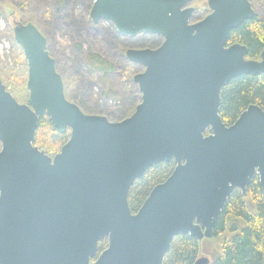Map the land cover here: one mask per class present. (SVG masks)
Listing matches in <instances>:
<instances>
[{
	"label": "water",
	"instance_id": "1",
	"mask_svg": "<svg viewBox=\"0 0 264 264\" xmlns=\"http://www.w3.org/2000/svg\"><path fill=\"white\" fill-rule=\"evenodd\" d=\"M193 1H93L94 24L163 38L154 49L126 50L143 67L132 77L141 101L120 121L69 101L44 34L12 20L28 98L17 101L0 79V264H162L175 236H214L235 188L245 195L257 176L264 193V110L250 104L230 125L219 114L224 85L264 73V48L249 59L245 45L226 43L255 11L250 0H207L209 13L191 21ZM44 114L59 132L70 129L54 156L33 144ZM172 159L170 176L132 213L135 180ZM104 238L108 245L95 258Z\"/></svg>",
	"mask_w": 264,
	"mask_h": 264
},
{
	"label": "trees",
	"instance_id": "2",
	"mask_svg": "<svg viewBox=\"0 0 264 264\" xmlns=\"http://www.w3.org/2000/svg\"><path fill=\"white\" fill-rule=\"evenodd\" d=\"M67 1L54 0L56 11L64 9ZM89 1L91 3L93 0ZM254 1L261 2L262 0H250L253 9ZM6 4H13L12 17L15 20L23 23L32 22L42 32L34 17L24 12L21 0H0L1 12L10 24L12 17L8 14L9 11L2 9ZM150 35L155 40L148 48H157L163 42V38L159 35ZM226 43L227 45L233 43L245 45L247 47L246 57L259 59V54L264 48V16L261 17L255 10L252 19L245 20L240 26L230 30ZM48 47L47 40V49ZM49 54L51 55L50 52ZM20 55L25 61L23 52H20ZM81 59L91 73L98 75L104 82L107 81L108 90H111L114 96L117 91L108 85L110 84L109 78L117 73V66L113 61L98 51L85 52ZM56 70L58 71L57 68ZM124 72L126 73L124 78L129 85L133 86L131 68H126ZM62 78L66 91L68 83L63 76ZM0 79L16 99L22 102L27 101V72L17 71L12 66L4 67L0 70ZM250 104H256L264 110V73L242 74L221 88L219 114L226 125L233 123ZM126 109L125 107L117 112L114 120L123 119L124 117L120 115ZM52 135H56L55 140L50 139ZM69 137L70 129L59 132L51 124L50 118L44 114L38 118L33 144L49 156H54ZM175 165L174 159L160 162L148 168L140 178L135 180L128 193V205L132 213L140 209L154 186L170 176ZM221 236L219 251L213 255L210 264H264V193L257 176H254L246 186L245 195L237 188L232 191L216 222L212 238ZM107 245L108 238L98 242L95 258ZM199 251L200 242L195 237L189 234H179L172 239L162 264H194L199 257Z\"/></svg>",
	"mask_w": 264,
	"mask_h": 264
},
{
	"label": "rangeland",
	"instance_id": "3",
	"mask_svg": "<svg viewBox=\"0 0 264 264\" xmlns=\"http://www.w3.org/2000/svg\"><path fill=\"white\" fill-rule=\"evenodd\" d=\"M93 1L68 0L64 9L56 11L54 0H21L24 12L34 17L47 38L48 51L55 60L59 74L67 80V99L86 114L103 115L110 121H120L114 120L117 112L126 107L120 116L127 118L141 101L138 86L133 81V86L128 84L124 71L130 67L135 75L142 72L143 67L129 62L125 58V52L130 48H148L155 39L146 33L135 37L120 34L110 21L101 20L94 24L89 17ZM253 3L256 12L261 17L264 16V0ZM191 5L196 10L191 21H197L209 13L207 0H194ZM12 8L13 4H6L2 9L12 12ZM11 29L12 23L10 24L0 8V70L12 66L17 71L27 72L26 60L20 55L22 48L14 40ZM94 51L109 57L117 66V73L109 78L108 84L117 91L115 97L108 90L107 81L104 82L98 75L91 73L82 62L81 56L85 52ZM26 94L28 95L27 89ZM17 101L25 103L19 99ZM50 139L55 140L56 135H52ZM221 240L222 236L199 241V257L206 256L211 261L213 255L219 251Z\"/></svg>",
	"mask_w": 264,
	"mask_h": 264
},
{
	"label": "flooded vegetation",
	"instance_id": "4",
	"mask_svg": "<svg viewBox=\"0 0 264 264\" xmlns=\"http://www.w3.org/2000/svg\"><path fill=\"white\" fill-rule=\"evenodd\" d=\"M193 7H194V6H193ZM195 12H196V10H195ZM195 12H194V13H195ZM202 18H203V17H202ZM200 19H201V18H200ZM12 20H13V17H12ZM235 189H236V188H235ZM235 189H234V190H235Z\"/></svg>",
	"mask_w": 264,
	"mask_h": 264
}]
</instances>
